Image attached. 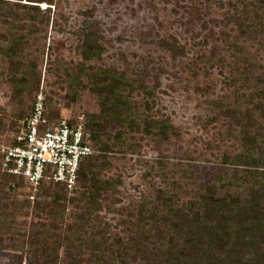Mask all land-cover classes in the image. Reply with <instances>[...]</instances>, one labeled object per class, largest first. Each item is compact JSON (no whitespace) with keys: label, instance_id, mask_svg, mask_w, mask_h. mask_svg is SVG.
I'll list each match as a JSON object with an SVG mask.
<instances>
[{"label":"rangeland","instance_id":"1","mask_svg":"<svg viewBox=\"0 0 264 264\" xmlns=\"http://www.w3.org/2000/svg\"><path fill=\"white\" fill-rule=\"evenodd\" d=\"M244 4V0H54L48 26L22 33L25 41L14 53L15 60L27 66L17 74L20 78L28 72L24 85L9 79V48L20 33L0 23V150L17 135L18 114L34 107L39 94L50 112L62 117L79 120L99 114V97L90 90L86 75L90 67L111 70L133 86L125 94L130 116L139 126L131 128L126 122L122 142L113 152L95 154L94 171L109 186L101 209L83 232L84 240L90 242L93 232L101 233L97 240L126 239L141 205L151 207L160 190L185 203L206 193L211 184L220 188L233 180L232 162L245 151L240 128L224 114L246 105L241 76L233 68L236 47H244L264 68V40L243 36L233 20ZM47 6L42 4L41 9ZM249 10L253 18V7ZM85 34H92L91 40L101 48L98 57L87 61L79 50ZM172 37L184 47V54L174 57L163 48L162 42L173 41ZM147 117L173 126L169 138L159 129L147 134L143 122ZM119 131L112 130L113 136ZM40 188L11 191L19 209L9 220L13 227L7 236L29 233L39 221L34 205L46 199L37 195ZM68 206L65 217L71 223L77 210ZM71 237L75 240L76 235ZM26 249L0 248V264H29ZM60 255L64 258V249ZM89 256L86 251L85 257ZM130 259L125 255L120 262Z\"/></svg>","mask_w":264,"mask_h":264},{"label":"trees","instance_id":"2","mask_svg":"<svg viewBox=\"0 0 264 264\" xmlns=\"http://www.w3.org/2000/svg\"><path fill=\"white\" fill-rule=\"evenodd\" d=\"M244 1L241 15L234 16L233 20L243 36H256L263 41L264 0ZM42 4H47V8L41 9ZM53 5L54 0H0V23L20 33L13 37L9 48L11 82L22 85L27 82L28 72L20 78L17 76L27 66L24 61L15 60L14 53L25 41L26 35L22 33L40 32L48 26V14ZM3 6H7L6 9ZM250 7H253V18ZM91 35L85 34L79 46L85 61L101 53ZM172 39L164 40L163 48L174 57L184 54V47L176 38ZM236 48L237 62L233 63V68L241 76L239 80L244 90L241 97L246 105L227 109L224 114L240 128L245 151L232 162L235 165L233 180L220 188L211 184L206 193L185 203L160 190L151 207L141 205L138 218L128 227L126 239L118 236L113 242L97 240L100 232H93L87 242L83 232L86 233V227L91 225L93 213L101 209L100 201L109 186V182L99 179L94 171L95 155L82 160L74 190L60 183L41 185L37 195L46 199L35 202L39 221L29 233L7 236L13 227L9 220L19 209L18 199L12 197L11 191L24 187L25 183L21 178L2 173L0 248L15 251L27 248L25 254L29 264H118L125 255H130L131 259L119 264H264V125L261 122L264 121V68L253 61L244 47ZM31 66L37 67L35 63ZM82 67L83 70L84 65ZM89 70L91 72L86 75L91 83L90 90L99 97L101 110L99 114L84 117L85 130L96 152H113L122 142L126 122L131 128L139 126L130 116L131 105L125 94L133 86L111 70L94 67ZM33 74L40 80L36 71ZM32 111L33 106H29L18 114L21 123L17 134ZM46 116L52 123L62 117L60 112L51 113L48 104ZM71 122L76 124L78 117ZM143 122L147 134L159 129L165 139L169 138L168 131L173 126L152 117ZM114 129H120L115 136ZM14 142L13 139L11 143ZM235 188L242 190L233 191ZM24 204L30 206L31 202ZM71 204L77 211L74 212L76 220L69 223L65 213ZM72 235H76L75 240ZM61 249L65 250L64 258L60 255ZM86 251L90 252L88 258Z\"/></svg>","mask_w":264,"mask_h":264},{"label":"built area","instance_id":"3","mask_svg":"<svg viewBox=\"0 0 264 264\" xmlns=\"http://www.w3.org/2000/svg\"><path fill=\"white\" fill-rule=\"evenodd\" d=\"M72 120L62 117L50 122L45 98L39 94L15 142L1 146V172L23 179L31 192L47 181L74 190L82 160L95 155L96 150L86 133L84 116L74 125Z\"/></svg>","mask_w":264,"mask_h":264}]
</instances>
